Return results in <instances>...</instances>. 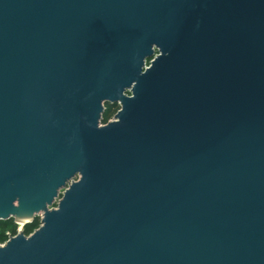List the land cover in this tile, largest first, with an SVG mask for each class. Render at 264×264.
<instances>
[{"label": "water", "instance_id": "1", "mask_svg": "<svg viewBox=\"0 0 264 264\" xmlns=\"http://www.w3.org/2000/svg\"><path fill=\"white\" fill-rule=\"evenodd\" d=\"M36 217L0 264H264V0H0V221Z\"/></svg>", "mask_w": 264, "mask_h": 264}, {"label": "rangeland", "instance_id": "2", "mask_svg": "<svg viewBox=\"0 0 264 264\" xmlns=\"http://www.w3.org/2000/svg\"><path fill=\"white\" fill-rule=\"evenodd\" d=\"M118 109H119L118 107L111 108L106 115V121L111 119L115 115ZM35 220L40 221V217L35 218ZM13 226H14V221L8 222L7 226L0 224V235H4V239L0 240L1 245L5 244L8 241L9 237H11V235L13 234L12 233ZM16 226H17L16 231L18 232L19 224ZM34 230L35 229L30 230L29 233L27 234L30 235L31 233H33Z\"/></svg>", "mask_w": 264, "mask_h": 264}, {"label": "trees", "instance_id": "3", "mask_svg": "<svg viewBox=\"0 0 264 264\" xmlns=\"http://www.w3.org/2000/svg\"><path fill=\"white\" fill-rule=\"evenodd\" d=\"M11 221H13V220H11ZM8 222H10V221H0V224H2V225H5V226H7L8 225ZM17 224H15L14 223V226H13V228H12V233L13 234H16V228H17V226H16ZM40 226V221H37V220H35L32 224H27L26 226H25V232L26 233H29V231L30 230H32V229H36V228H38ZM6 238V237H5ZM4 239V235H0V240H3Z\"/></svg>", "mask_w": 264, "mask_h": 264}, {"label": "flooded vegetation", "instance_id": "4", "mask_svg": "<svg viewBox=\"0 0 264 264\" xmlns=\"http://www.w3.org/2000/svg\"><path fill=\"white\" fill-rule=\"evenodd\" d=\"M114 107H118L119 109H120V106L119 105H117V106H110V105H107L106 106V110H105V113H104V115H103V123L104 124H106V123H108V122H110V121H112L113 119H114V117H115V115L117 114V112L119 111V109L117 110V112L115 113V115L111 118V119H109L108 121H106V115H107V113H108V111L111 109V108H114ZM37 218V217H36ZM35 221V219L33 220V222ZM32 222V223H33ZM15 223V222H14ZM32 223H30V224H32ZM16 224V223H15ZM26 226V225H25ZM25 226H23V229H22V231L21 232H23L25 235H28L26 232H25ZM18 234V232H16V234H12L11 235V237H14V236H16ZM8 235V234H7ZM11 237H9V239L11 238ZM8 239V240H9Z\"/></svg>", "mask_w": 264, "mask_h": 264}, {"label": "bare ground", "instance_id": "5", "mask_svg": "<svg viewBox=\"0 0 264 264\" xmlns=\"http://www.w3.org/2000/svg\"><path fill=\"white\" fill-rule=\"evenodd\" d=\"M24 223H25V220H20L19 221V226L22 227Z\"/></svg>", "mask_w": 264, "mask_h": 264}, {"label": "built area", "instance_id": "6", "mask_svg": "<svg viewBox=\"0 0 264 264\" xmlns=\"http://www.w3.org/2000/svg\"><path fill=\"white\" fill-rule=\"evenodd\" d=\"M18 225V224H17ZM22 229H23V226L22 227H18V233H20L21 231H22Z\"/></svg>", "mask_w": 264, "mask_h": 264}]
</instances>
